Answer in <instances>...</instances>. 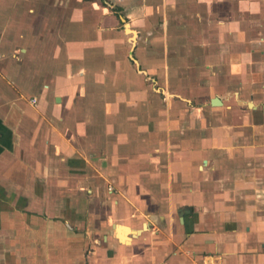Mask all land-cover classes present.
Listing matches in <instances>:
<instances>
[{
	"label": "crops",
	"instance_id": "1",
	"mask_svg": "<svg viewBox=\"0 0 264 264\" xmlns=\"http://www.w3.org/2000/svg\"><path fill=\"white\" fill-rule=\"evenodd\" d=\"M0 241L264 264V0H0Z\"/></svg>",
	"mask_w": 264,
	"mask_h": 264
},
{
	"label": "rangeland",
	"instance_id": "2",
	"mask_svg": "<svg viewBox=\"0 0 264 264\" xmlns=\"http://www.w3.org/2000/svg\"><path fill=\"white\" fill-rule=\"evenodd\" d=\"M128 31H130V29L128 28L127 29ZM5 216V215H4ZM6 216H7V214H6ZM6 216L4 217V221L7 223L8 222V216H7V218H6ZM2 247H3V245L1 244V241H0V250L2 251ZM3 260V259H2ZM0 261V264H9L10 262H8V260H4V261Z\"/></svg>",
	"mask_w": 264,
	"mask_h": 264
},
{
	"label": "water",
	"instance_id": "3",
	"mask_svg": "<svg viewBox=\"0 0 264 264\" xmlns=\"http://www.w3.org/2000/svg\"><path fill=\"white\" fill-rule=\"evenodd\" d=\"M216 102V100H213V103H215Z\"/></svg>",
	"mask_w": 264,
	"mask_h": 264
},
{
	"label": "built area",
	"instance_id": "4",
	"mask_svg": "<svg viewBox=\"0 0 264 264\" xmlns=\"http://www.w3.org/2000/svg\"><path fill=\"white\" fill-rule=\"evenodd\" d=\"M110 191H112V189H110Z\"/></svg>",
	"mask_w": 264,
	"mask_h": 264
}]
</instances>
